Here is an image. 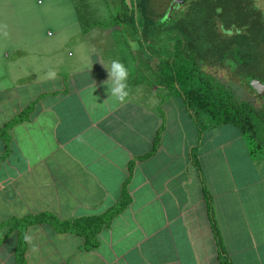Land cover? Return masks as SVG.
Listing matches in <instances>:
<instances>
[{"label": "crops", "instance_id": "obj_1", "mask_svg": "<svg viewBox=\"0 0 264 264\" xmlns=\"http://www.w3.org/2000/svg\"><path fill=\"white\" fill-rule=\"evenodd\" d=\"M83 28L74 0H0V264H264V156L235 126L196 122L120 27ZM122 189L88 248L70 225Z\"/></svg>", "mask_w": 264, "mask_h": 264}, {"label": "trees", "instance_id": "obj_2", "mask_svg": "<svg viewBox=\"0 0 264 264\" xmlns=\"http://www.w3.org/2000/svg\"><path fill=\"white\" fill-rule=\"evenodd\" d=\"M133 1L134 8L128 9L126 6L124 11L116 13L112 21L103 26H118L121 28V38L129 37L131 41L137 42L138 60L142 65H146V76L160 88L179 91L196 122L235 126L247 142L249 155L254 160L261 159L264 156V150H261L264 141L259 140V134L264 131V98L260 108L256 109L253 104L241 100L232 89L221 84L211 70L214 68L229 70L238 80V86L251 92L250 83L253 80L264 84V76L257 72L261 64L259 46H262L264 38L258 44H250L247 41L248 34L245 32L247 27L231 26L229 30H224L219 25L217 27L219 31L216 33L230 38L229 48L221 53L212 48L209 50L211 53L204 57L199 55L202 44L200 27L195 31L194 27L189 26L190 18L195 24V16L200 13L201 0H184L183 4L174 7V10L182 9L179 14L175 15L173 11L174 15L168 21L159 23H153L155 18L150 15L149 10V14L147 13L145 5H148L149 0ZM89 28L91 27H84L82 32L86 33ZM144 39H151V42L146 45ZM149 59L155 62L153 67L148 66ZM17 121L19 118L14 119L13 123ZM10 126L11 124H8L0 131L1 139L6 138L5 132ZM206 196L209 204L207 193ZM128 203V196L122 189L120 199L102 217L74 221L70 225V230L91 236L86 238L88 240L86 243L88 248H93L94 237L101 227L122 212ZM43 221L42 217H37L25 220L23 225ZM50 224L59 225L55 220H51ZM62 226L67 227L68 224ZM19 259L21 260L18 253Z\"/></svg>", "mask_w": 264, "mask_h": 264}, {"label": "rangeland", "instance_id": "obj_3", "mask_svg": "<svg viewBox=\"0 0 264 264\" xmlns=\"http://www.w3.org/2000/svg\"><path fill=\"white\" fill-rule=\"evenodd\" d=\"M121 1V4L116 6L114 0H74V7L80 25L82 27H93L108 24L109 21H112L116 13L126 9L127 5L125 0ZM170 1L171 0L148 1V5H145L147 13L149 14V10L152 17H158L154 19L153 23L169 20L166 18V14L168 10L167 6ZM131 4L132 6L134 5L133 0ZM180 10L182 9H175V15L177 13L179 14ZM174 12L173 14L171 12L170 17L174 15ZM138 13H140L139 10ZM163 13L164 16L159 18ZM214 18L217 19V23L214 21ZM189 23V26H191V28L194 27L195 31L196 28L200 27L202 32V44L200 46L199 55L204 57H207L211 53L209 50L212 48H215V51L218 53L229 48L231 42L230 38L227 36H220L216 33V31H219L217 28L219 25H221L224 30H229L231 26H235L236 28L247 27L245 31L248 34L247 41L250 44H258L260 40L264 38V0H201L200 13L195 16V24H193L192 18H190ZM144 42L148 45L151 39H144ZM131 46L133 50H136L137 42L132 41ZM259 50L261 51V64L257 72L264 76V42L262 46H259ZM211 72L221 84L228 89H232L238 98L253 104L256 109L260 108L263 97L256 94L254 90L249 94L245 91L246 88H240L237 84L238 80L231 75L229 70H218L214 68ZM259 140L264 141V131L259 134ZM261 150H264V144H262Z\"/></svg>", "mask_w": 264, "mask_h": 264}, {"label": "clouds", "instance_id": "obj_4", "mask_svg": "<svg viewBox=\"0 0 264 264\" xmlns=\"http://www.w3.org/2000/svg\"><path fill=\"white\" fill-rule=\"evenodd\" d=\"M108 77L112 80V86L108 91L114 96L118 101L122 102L127 96V78L129 72L127 68L119 61H112L109 69L107 70Z\"/></svg>", "mask_w": 264, "mask_h": 264}, {"label": "water", "instance_id": "obj_5", "mask_svg": "<svg viewBox=\"0 0 264 264\" xmlns=\"http://www.w3.org/2000/svg\"><path fill=\"white\" fill-rule=\"evenodd\" d=\"M182 2H183L182 0H173V2L168 7L166 18L170 17V14H171L172 10L174 9L175 5H180ZM125 3L127 5L128 9L132 8V4H131L130 0H125ZM250 86H251L252 90H254L256 92V94L261 95L264 98V84H262L258 80H253L250 83Z\"/></svg>", "mask_w": 264, "mask_h": 264}, {"label": "flooded vegetation", "instance_id": "obj_6", "mask_svg": "<svg viewBox=\"0 0 264 264\" xmlns=\"http://www.w3.org/2000/svg\"><path fill=\"white\" fill-rule=\"evenodd\" d=\"M182 1H183V2H182L181 4L184 3V0H182ZM171 2H172V0L169 2V4H170ZM169 4H168V6H169ZM181 4H180V5H181ZM133 6H134V5H133ZM133 6H132V7H133ZM168 6H167V8H168ZM173 11H174V9L172 10V13H173ZM163 16H164V13H163L162 16H160L159 18H162ZM154 18L156 19V18H158V17H154ZM169 18H170V17H169ZM169 18H168V19H169ZM245 91H246L247 93L250 94V90H249V89H245ZM261 98H262V97H261Z\"/></svg>", "mask_w": 264, "mask_h": 264}]
</instances>
